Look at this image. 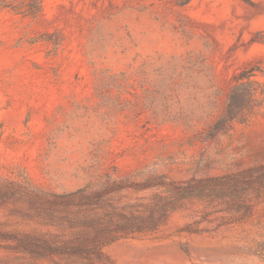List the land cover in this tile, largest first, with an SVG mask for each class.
I'll list each match as a JSON object with an SVG mask.
<instances>
[{
  "label": "rangeland",
  "instance_id": "rangeland-1",
  "mask_svg": "<svg viewBox=\"0 0 264 264\" xmlns=\"http://www.w3.org/2000/svg\"><path fill=\"white\" fill-rule=\"evenodd\" d=\"M179 2L43 0L36 19L0 8V187L63 193L107 176L264 164V106L207 139L235 75L264 68V0ZM187 206L157 233L109 246L116 264H264L213 251L264 222V206L225 237L190 232L208 223ZM14 208L0 206V228L35 226Z\"/></svg>",
  "mask_w": 264,
  "mask_h": 264
},
{
  "label": "trees",
  "instance_id": "trees-1",
  "mask_svg": "<svg viewBox=\"0 0 264 264\" xmlns=\"http://www.w3.org/2000/svg\"><path fill=\"white\" fill-rule=\"evenodd\" d=\"M0 8L36 19L43 12V0H0ZM263 106L264 68L242 70L234 77L224 111L209 126L207 139L247 122ZM19 187L1 186L0 206L13 203L12 215L35 226L0 228V264H116L109 246L157 233L175 212L188 210L187 205L199 204L207 221L202 223H208L195 221L198 229L189 230L192 233L225 237L236 224L248 223L264 206V164L187 180L107 176L95 185L63 193L30 183ZM251 225V230L213 251L219 258L230 254L264 260V222Z\"/></svg>",
  "mask_w": 264,
  "mask_h": 264
}]
</instances>
